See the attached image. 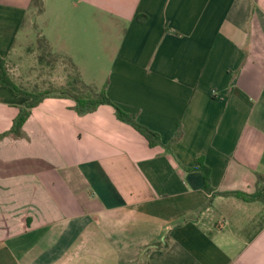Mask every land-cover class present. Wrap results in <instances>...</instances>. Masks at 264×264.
I'll use <instances>...</instances> for the list:
<instances>
[{"label": "crops", "instance_id": "1", "mask_svg": "<svg viewBox=\"0 0 264 264\" xmlns=\"http://www.w3.org/2000/svg\"><path fill=\"white\" fill-rule=\"evenodd\" d=\"M30 13L68 54L103 40L89 84L161 144L111 105L40 101L0 138V264H264V204L197 168L219 192L264 177V0H0V57ZM26 100L0 85V133Z\"/></svg>", "mask_w": 264, "mask_h": 264}, {"label": "trees", "instance_id": "2", "mask_svg": "<svg viewBox=\"0 0 264 264\" xmlns=\"http://www.w3.org/2000/svg\"><path fill=\"white\" fill-rule=\"evenodd\" d=\"M32 2L36 7L40 8L42 0H32ZM38 43L42 50V54L39 57L40 60L42 58H47V61L49 62L50 58L53 57L54 59H57L59 56L67 62L69 73L67 74L66 82L58 87L52 86L45 89H37L35 87L29 89L23 86L22 83L17 82L8 69L9 66L7 59L0 57V85H4L5 88L9 89L11 92L17 95H23V97L27 99L26 102L19 107L18 113L14 118L10 129L6 132L0 133V138L2 136H7L8 134L20 136L22 134L23 122L26 121L31 109L47 97H59L72 99L74 101L73 108L78 114L91 112L100 105H111L113 106L112 108L115 116L119 120L130 124L133 129L145 137L148 141V146L153 147L161 144L158 133L149 130L146 126L134 120L129 113L121 110L113 104L105 93V86L98 88L94 84L84 82L78 74V69L75 63L70 57L60 53H52L48 44L42 39V37L38 39ZM197 168L200 169L204 175V186L208 193H211L212 195H233L245 202L260 201L264 204V177H258L256 189L251 193L237 190L219 192L213 190L209 185V170L202 164L201 158L198 159Z\"/></svg>", "mask_w": 264, "mask_h": 264}, {"label": "rangeland", "instance_id": "3", "mask_svg": "<svg viewBox=\"0 0 264 264\" xmlns=\"http://www.w3.org/2000/svg\"><path fill=\"white\" fill-rule=\"evenodd\" d=\"M32 16L30 13L28 18L31 19L26 21L24 31L19 32L20 35L16 40L14 50L11 51L9 58H7L8 69L12 76L29 89L35 87L37 89H45L65 84L69 66L63 58L61 59L59 56L57 59L49 57V62L47 58L39 59L42 50L39 47L38 39L42 37L52 53L60 52V54L63 53V55L72 59L78 69V74L84 82H95V85L101 87L107 79L110 61L106 55L107 51L103 50L104 41L100 42V50L97 53H91L93 50H85L83 54H68L66 51H69L70 40H62L57 36L48 38L45 34L43 17H34L32 20ZM105 31L103 30V33ZM37 33L40 34L39 37ZM51 41H53V48H51Z\"/></svg>", "mask_w": 264, "mask_h": 264}]
</instances>
